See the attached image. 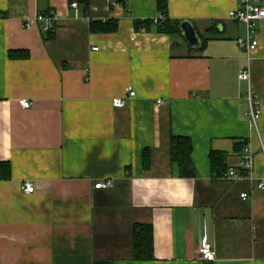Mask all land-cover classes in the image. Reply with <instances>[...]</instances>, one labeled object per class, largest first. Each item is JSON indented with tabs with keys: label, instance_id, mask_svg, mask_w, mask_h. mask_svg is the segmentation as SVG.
<instances>
[{
	"label": "crops",
	"instance_id": "0c3cea01",
	"mask_svg": "<svg viewBox=\"0 0 264 264\" xmlns=\"http://www.w3.org/2000/svg\"><path fill=\"white\" fill-rule=\"evenodd\" d=\"M160 1L170 19L194 26L197 47L183 35L135 31L136 20L164 17ZM237 8L238 0H90L84 16L70 0H0V162L12 168L0 180V264H206L203 236L215 264H264V21L250 65L262 102L254 129L239 79L244 26L229 16ZM40 9L53 11L49 40ZM110 19L116 32L90 31L91 21ZM12 50L30 58L12 60ZM116 98L126 105L114 107ZM173 135L192 140L193 178L171 160ZM245 142L252 175L216 177L211 151L242 170L244 149L234 147ZM100 180L113 186L95 189ZM136 224L153 229V260L133 259Z\"/></svg>",
	"mask_w": 264,
	"mask_h": 264
},
{
	"label": "trees",
	"instance_id": "16d2710c",
	"mask_svg": "<svg viewBox=\"0 0 264 264\" xmlns=\"http://www.w3.org/2000/svg\"><path fill=\"white\" fill-rule=\"evenodd\" d=\"M71 3L76 2L80 7L81 13L84 16L89 15L90 0H70ZM160 13L164 15L159 20H136L134 21L135 31L144 30L151 32L155 30L160 34L168 35H183L181 30V23L178 20H172L168 16L167 1L159 2ZM39 15L46 18L54 17L52 10L39 11ZM40 28L45 33V39L49 40L55 35V23L53 22L49 29H44V23L38 22ZM119 23L115 19L107 21L95 20L90 22V31L92 33H113L118 30ZM207 40L202 39L201 48L206 44ZM9 58L12 60H27L30 58L29 51L26 50H12L9 51ZM248 143H236V152L242 151ZM193 144L188 137L172 136L170 140V155L173 163L178 165L179 172L182 178H193L195 176V168L192 161ZM144 165L148 166V152L144 151L143 155ZM211 169L216 177H223L226 173V154L219 151H211L210 153ZM12 177L11 164L8 162H0V180H10ZM132 254L136 261H150L154 258V244H153V229L150 225L136 224L132 230Z\"/></svg>",
	"mask_w": 264,
	"mask_h": 264
},
{
	"label": "built area",
	"instance_id": "2783aa9c",
	"mask_svg": "<svg viewBox=\"0 0 264 264\" xmlns=\"http://www.w3.org/2000/svg\"><path fill=\"white\" fill-rule=\"evenodd\" d=\"M77 3H72V7L76 8ZM230 18L237 23L244 26V34L237 38V44L240 50L247 54L248 67L239 75V79L246 81L248 83V90L245 93V100L248 104L247 114L250 118L251 127L258 129V121L261 117L262 102L259 96L254 92L252 87V76H251V62L253 60V55L256 53L259 47V41L257 38L258 25L264 21V4L262 0H238V8L230 12ZM38 22L44 23V29H49L54 22V17H44L38 15ZM26 26L30 27L27 23ZM94 51H98V48H94ZM129 97L135 96V91L132 87L127 89ZM20 105L28 109L31 107V103L27 100H21ZM114 107H124L126 105L125 98H116L113 100ZM244 167L242 170L229 169L224 173L223 177L227 178H243L246 176H251L254 169V155L250 151V145L247 144L244 148ZM113 186L111 180H100L94 184L95 189H109ZM23 189L26 193H33L35 187L32 182H26L23 185ZM258 189L264 191V181H261L258 185ZM242 198H248L247 194H243ZM199 256L202 261L206 264H215L216 251L207 238L203 236L199 245Z\"/></svg>",
	"mask_w": 264,
	"mask_h": 264
},
{
	"label": "water",
	"instance_id": "95a60500",
	"mask_svg": "<svg viewBox=\"0 0 264 264\" xmlns=\"http://www.w3.org/2000/svg\"><path fill=\"white\" fill-rule=\"evenodd\" d=\"M181 30L185 40L192 46L197 47L199 45V38L195 31L194 26L188 22L184 21L181 23Z\"/></svg>",
	"mask_w": 264,
	"mask_h": 264
}]
</instances>
